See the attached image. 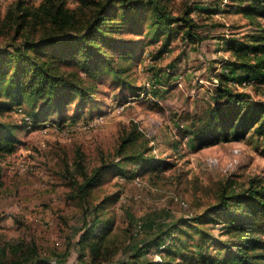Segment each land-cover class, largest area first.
Returning <instances> with one entry per match:
<instances>
[{
    "label": "rangeland",
    "instance_id": "rangeland-1",
    "mask_svg": "<svg viewBox=\"0 0 264 264\" xmlns=\"http://www.w3.org/2000/svg\"><path fill=\"white\" fill-rule=\"evenodd\" d=\"M42 1L0 0V14L17 2L36 7ZM63 1L69 9L79 7V0ZM240 2L166 0L175 17L190 10L202 41L184 39L181 23L167 44L146 32L124 35L142 51L120 84L108 75L96 79L85 106L74 101L62 114L48 116L54 126L33 128L30 105L0 112V121L14 125L18 137L15 152L0 157V243L33 242L50 264H82L77 242L84 223L97 216L110 223L107 247L115 264L135 260L136 253L142 264H154L160 256L148 243L163 235L161 258L167 261L166 252L179 243L183 253L174 263L222 264L234 250L232 241L219 224L194 218L216 202L223 185L245 188L254 179L264 186V139L250 133L201 146L195 132L206 112L225 106L213 93L221 75L230 73L232 39L245 40L264 27L263 18L251 24L237 11ZM86 12L79 9L78 15ZM13 32L2 29L0 47L11 43ZM242 81L227 85L254 100L264 98V86ZM95 118L100 121L88 127ZM132 128L141 134L149 166L116 157L120 139ZM78 161L88 175L103 162H119L121 170L102 174L83 199L77 197L76 184L83 181Z\"/></svg>",
    "mask_w": 264,
    "mask_h": 264
},
{
    "label": "trees",
    "instance_id": "trees-1",
    "mask_svg": "<svg viewBox=\"0 0 264 264\" xmlns=\"http://www.w3.org/2000/svg\"><path fill=\"white\" fill-rule=\"evenodd\" d=\"M239 4L237 11L251 24H255L254 18L264 19V0H241ZM79 9L88 12L80 17ZM178 23L181 26L177 28L183 30V38L190 44L202 41L196 32L199 25L190 17V10L175 17L167 9L166 0H79L76 9L67 8L63 0H43L36 7H24L17 2L3 16L0 14V32L4 28L14 31L11 43L0 47V112L30 105L34 110L33 119L30 118L33 128L54 126L53 122L47 123L48 116L53 112L62 114L74 101L85 106L91 99L96 79L108 75L118 82L130 70L142 49H137L136 43L124 35L146 32L153 38L164 37L167 44ZM39 28L43 31L39 32ZM229 45L230 73L221 75L213 93L215 100L223 101L225 106L205 113L203 123L195 131L201 146L244 138L250 133L264 139V98L254 100L248 91L233 90L227 85L228 81L243 80L241 84L264 86V27L247 35L245 40L232 39ZM231 74L238 77L232 78ZM16 130L14 125L0 121V157L15 152ZM140 137L139 131L132 128L120 139L116 157L149 166L151 162L143 157ZM77 165L83 175V181L76 184L77 197L84 199L102 174L121 163L103 162L90 175L79 161ZM1 186L0 182V189ZM194 220L219 224L232 241L234 250L221 259L222 264H264V186L254 179L245 188L221 186L216 202ZM109 226L110 223L97 216L91 223H84L77 242L82 264H115L107 247ZM164 237L148 243L153 244L160 256L154 264H178L174 260L183 253L179 243H173L166 252L168 261L161 258ZM131 257L135 260L121 264H142L138 261L139 253ZM0 264L50 262L39 258L33 242H18L0 243Z\"/></svg>",
    "mask_w": 264,
    "mask_h": 264
},
{
    "label": "built area",
    "instance_id": "built-area-1",
    "mask_svg": "<svg viewBox=\"0 0 264 264\" xmlns=\"http://www.w3.org/2000/svg\"><path fill=\"white\" fill-rule=\"evenodd\" d=\"M100 121V119H93L91 122H90V124H89V126L88 127H91V126H93V125H96L98 122Z\"/></svg>",
    "mask_w": 264,
    "mask_h": 264
}]
</instances>
